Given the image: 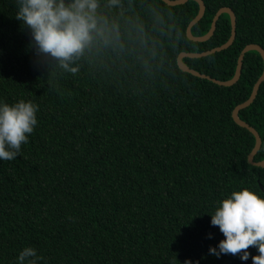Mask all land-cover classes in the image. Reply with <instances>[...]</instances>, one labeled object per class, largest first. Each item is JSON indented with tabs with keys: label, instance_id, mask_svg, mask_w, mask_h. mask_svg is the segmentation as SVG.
Instances as JSON below:
<instances>
[{
	"label": "trees",
	"instance_id": "16d2710c",
	"mask_svg": "<svg viewBox=\"0 0 264 264\" xmlns=\"http://www.w3.org/2000/svg\"><path fill=\"white\" fill-rule=\"evenodd\" d=\"M203 1L192 34L206 35L229 7L236 39L223 52L183 61L227 81L247 45L264 48V0ZM96 3V29L68 62L71 72L37 55L16 0H0V100L38 105L19 155L0 160V264H16L26 246L38 264H252L254 246L247 261L244 250L217 258L208 249L224 238L210 224L220 200L242 188L264 195V168L248 161L255 137L232 116L262 75L260 53L245 55L234 86H218L183 72L177 58L225 44L228 14L210 40L194 42L193 0ZM239 116L259 132L255 161H263L264 82Z\"/></svg>",
	"mask_w": 264,
	"mask_h": 264
},
{
	"label": "clouds",
	"instance_id": "9594fccd",
	"mask_svg": "<svg viewBox=\"0 0 264 264\" xmlns=\"http://www.w3.org/2000/svg\"><path fill=\"white\" fill-rule=\"evenodd\" d=\"M16 4V18L29 28L37 55L53 58L75 72L68 62L92 39L96 0H16ZM37 111L38 105L31 100L12 104L0 100V160L11 161L19 155L37 125ZM210 216V224L218 226L224 237L209 246L210 255L219 258L244 250L240 260L247 261L249 246H254L258 254L251 256L252 264H264V195L249 188L232 191ZM40 260L36 249L26 246L19 251L16 264H38ZM184 264L198 262L186 259Z\"/></svg>",
	"mask_w": 264,
	"mask_h": 264
},
{
	"label": "water",
	"instance_id": "95a60500",
	"mask_svg": "<svg viewBox=\"0 0 264 264\" xmlns=\"http://www.w3.org/2000/svg\"><path fill=\"white\" fill-rule=\"evenodd\" d=\"M162 1L164 3H166L168 6L174 7V6L187 4L191 0H162ZM193 1H195L199 4V12H198V15L196 16V18L194 20H192L191 23L189 24V26L187 27V37L190 40H192L194 42H206V41L210 40L216 31L217 23H218L220 17L224 14H228L230 16V19H231V27H232L231 37L222 46L216 47V48L209 50V51H205L202 53H191V52L181 53L177 58L178 66L183 72L191 74L197 78L208 80V81H210V82H212L218 86L232 87L240 80V78L242 76L245 55L249 52L257 51L260 53V55L263 59V62H264V48L260 45H257V44L247 45L242 50V52L238 58V64H237V68H236V72H235L234 77L230 80H227V81L218 80L216 78H213V77L206 75V74H202V73L190 68L183 61L184 58H203V57L211 56V55L216 54V53L223 52V51L229 49L233 45V43L236 39V35H237V17H236L235 12L233 11V9H231L229 7H223L214 16L210 31L204 36H194L192 34V28L203 18L205 11H206V5H205L203 0H193ZM263 82H264V68H263L262 75L259 77L258 81L255 83V85L253 87V90H252L250 97L245 102L239 104L234 109L233 114H232L235 123L238 124L240 127L247 129L255 137V140H256L255 147L252 150V152L249 154L248 161L251 165L256 166V167H261V168H264V160L257 162V161H255V156L258 154V152L261 149L262 138H261L259 132L254 127H252L251 125H249L247 122L243 121L240 118L239 113L242 110L250 107L254 103L255 99L257 98L259 89H260Z\"/></svg>",
	"mask_w": 264,
	"mask_h": 264
}]
</instances>
